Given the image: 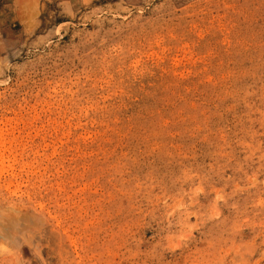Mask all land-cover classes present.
Here are the masks:
<instances>
[{
  "label": "rangeland",
  "instance_id": "obj_1",
  "mask_svg": "<svg viewBox=\"0 0 264 264\" xmlns=\"http://www.w3.org/2000/svg\"><path fill=\"white\" fill-rule=\"evenodd\" d=\"M0 264H264V0H0Z\"/></svg>",
  "mask_w": 264,
  "mask_h": 264
}]
</instances>
